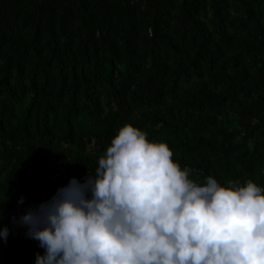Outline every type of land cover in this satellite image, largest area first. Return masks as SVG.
Instances as JSON below:
<instances>
[{"label": "trees", "instance_id": "16d2710c", "mask_svg": "<svg viewBox=\"0 0 264 264\" xmlns=\"http://www.w3.org/2000/svg\"><path fill=\"white\" fill-rule=\"evenodd\" d=\"M129 122L198 183L264 187V0H0V264H35L19 217Z\"/></svg>", "mask_w": 264, "mask_h": 264}, {"label": "clouds", "instance_id": "9594fccd", "mask_svg": "<svg viewBox=\"0 0 264 264\" xmlns=\"http://www.w3.org/2000/svg\"><path fill=\"white\" fill-rule=\"evenodd\" d=\"M173 156L166 141L122 125L94 173L19 217L44 249L35 264H264V187L198 183Z\"/></svg>", "mask_w": 264, "mask_h": 264}, {"label": "built area", "instance_id": "2783aa9c", "mask_svg": "<svg viewBox=\"0 0 264 264\" xmlns=\"http://www.w3.org/2000/svg\"><path fill=\"white\" fill-rule=\"evenodd\" d=\"M141 0H133L134 3H138L140 2Z\"/></svg>", "mask_w": 264, "mask_h": 264}]
</instances>
